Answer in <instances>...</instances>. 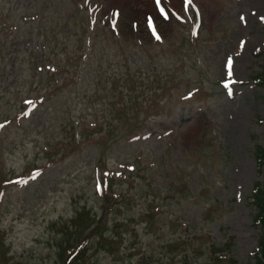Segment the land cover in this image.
Masks as SVG:
<instances>
[{"label": "rangeland", "instance_id": "rangeland-1", "mask_svg": "<svg viewBox=\"0 0 264 264\" xmlns=\"http://www.w3.org/2000/svg\"><path fill=\"white\" fill-rule=\"evenodd\" d=\"M92 1L101 17L119 11L125 40L154 8ZM163 1L180 9L182 0ZM192 1L196 29L192 18L174 21L162 28L163 47H141L114 42L106 22L90 29L84 0H0V264H66L64 251L84 240L82 264L253 263L261 230L249 199L263 185L264 91L248 82L264 65V0ZM81 64L79 82L46 87ZM110 64L153 76L137 79L133 93L123 82V92L104 91L96 72L122 74ZM47 65L52 81L35 75ZM87 92L98 100L86 103ZM137 93L159 101L148 116L123 104ZM94 117L105 135L91 146L70 139L90 132ZM102 165L113 174L104 197Z\"/></svg>", "mask_w": 264, "mask_h": 264}, {"label": "trees", "instance_id": "trees-1", "mask_svg": "<svg viewBox=\"0 0 264 264\" xmlns=\"http://www.w3.org/2000/svg\"><path fill=\"white\" fill-rule=\"evenodd\" d=\"M262 82H260V86L264 88V74L261 75ZM259 165L262 167L263 175H264V153L258 157ZM253 204L255 205L256 212V220L261 228V238L259 242V252L255 257V264H264V182L263 187L259 188L257 186L253 195ZM84 254H82V258Z\"/></svg>", "mask_w": 264, "mask_h": 264}, {"label": "snow or ice", "instance_id": "snow-or-ice-1", "mask_svg": "<svg viewBox=\"0 0 264 264\" xmlns=\"http://www.w3.org/2000/svg\"><path fill=\"white\" fill-rule=\"evenodd\" d=\"M231 63V58H229V64Z\"/></svg>", "mask_w": 264, "mask_h": 264}]
</instances>
